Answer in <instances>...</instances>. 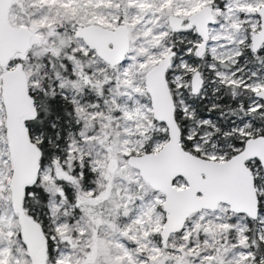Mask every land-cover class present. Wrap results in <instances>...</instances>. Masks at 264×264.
<instances>
[{
	"label": "snow or ice",
	"instance_id": "obj_1",
	"mask_svg": "<svg viewBox=\"0 0 264 264\" xmlns=\"http://www.w3.org/2000/svg\"><path fill=\"white\" fill-rule=\"evenodd\" d=\"M0 264H264V0H0Z\"/></svg>",
	"mask_w": 264,
	"mask_h": 264
}]
</instances>
